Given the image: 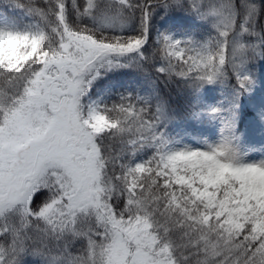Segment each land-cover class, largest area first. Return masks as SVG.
<instances>
[{
	"label": "snow or ice",
	"instance_id": "6c2138e0",
	"mask_svg": "<svg viewBox=\"0 0 264 264\" xmlns=\"http://www.w3.org/2000/svg\"><path fill=\"white\" fill-rule=\"evenodd\" d=\"M256 63L264 0H0V264H264ZM161 84L216 138L170 132Z\"/></svg>",
	"mask_w": 264,
	"mask_h": 264
},
{
	"label": "trees",
	"instance_id": "16d2710c",
	"mask_svg": "<svg viewBox=\"0 0 264 264\" xmlns=\"http://www.w3.org/2000/svg\"><path fill=\"white\" fill-rule=\"evenodd\" d=\"M182 16L177 15L169 19L167 24L169 25L173 20H182ZM152 49L149 48V54L151 53ZM146 72L151 73L152 76H155L154 70L151 67H148L145 69ZM254 76L259 81L264 78V64L256 63L254 68L252 69ZM130 76H132V80L130 82V86L132 88L139 87L136 83V81L139 79L141 83H143V74L141 73H131ZM162 87V95L165 96L170 102V108L174 114L173 120H177L178 122H184V119H186V123L189 122L188 119V111H189V101L190 96L182 88V86H178L176 84L172 85H163ZM258 87V85H257ZM123 91V88L121 85L116 86L115 91L111 93L113 98L117 97L118 92ZM257 91V90H256ZM109 103H111V100H108Z\"/></svg>",
	"mask_w": 264,
	"mask_h": 264
},
{
	"label": "rangeland",
	"instance_id": "374dc122",
	"mask_svg": "<svg viewBox=\"0 0 264 264\" xmlns=\"http://www.w3.org/2000/svg\"><path fill=\"white\" fill-rule=\"evenodd\" d=\"M180 27V26H176ZM130 81V80H129ZM117 83H121L122 85L128 84V79L124 77L122 80L117 81ZM112 84V82L110 83ZM110 85L105 86L104 88H100L98 92H102L105 89H108ZM209 102H215V100H209ZM197 128L195 134L191 133H177L175 134L178 138L182 139L184 143L194 144L199 139L207 138L209 140L215 139L217 136L218 128L213 124L208 123H199L195 126ZM246 147H250L253 151L250 152V158L258 159L261 155H264V139H262V135L259 139L253 138L251 143H246Z\"/></svg>",
	"mask_w": 264,
	"mask_h": 264
}]
</instances>
